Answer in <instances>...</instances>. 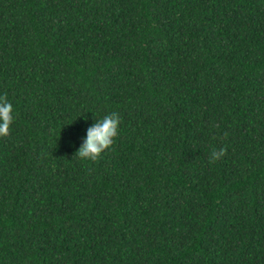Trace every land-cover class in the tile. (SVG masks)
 Masks as SVG:
<instances>
[{"label": "trees", "instance_id": "16d2710c", "mask_svg": "<svg viewBox=\"0 0 264 264\" xmlns=\"http://www.w3.org/2000/svg\"><path fill=\"white\" fill-rule=\"evenodd\" d=\"M0 264H264V0H0Z\"/></svg>", "mask_w": 264, "mask_h": 264}]
</instances>
